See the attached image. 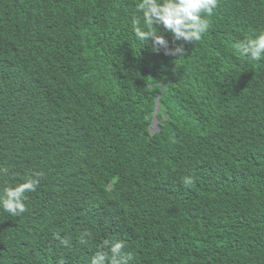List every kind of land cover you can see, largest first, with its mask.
I'll list each match as a JSON object with an SVG mask.
<instances>
[{"label":"trees","instance_id":"trees-1","mask_svg":"<svg viewBox=\"0 0 264 264\" xmlns=\"http://www.w3.org/2000/svg\"><path fill=\"white\" fill-rule=\"evenodd\" d=\"M137 2L0 0V186L44 173L27 212L0 209V264H90L106 239L130 264H264V62L234 48L264 0L165 34L181 56L136 40Z\"/></svg>","mask_w":264,"mask_h":264},{"label":"clouds","instance_id":"clouds-1","mask_svg":"<svg viewBox=\"0 0 264 264\" xmlns=\"http://www.w3.org/2000/svg\"><path fill=\"white\" fill-rule=\"evenodd\" d=\"M218 3L219 0H138L131 18V28L136 40L141 44L150 43L153 52L164 49L167 54L181 56L185 53L183 45L170 49L165 34H171L174 41L186 43L202 40L212 24ZM234 48L249 61L264 62V28L246 34L235 43ZM8 172L7 167L0 166V175ZM43 176V172H34L25 175L15 186H0V209L12 217L27 212L29 198L26 193L36 192ZM182 182L191 185L195 181L193 177L185 176ZM53 238L65 248L71 245L70 238L58 232L53 233ZM91 238L92 233L85 231L78 240L80 244L87 245ZM126 247L127 242L124 240L113 242L106 239L91 256L90 264H130L133 254L126 252Z\"/></svg>","mask_w":264,"mask_h":264},{"label":"water","instance_id":"water-1","mask_svg":"<svg viewBox=\"0 0 264 264\" xmlns=\"http://www.w3.org/2000/svg\"><path fill=\"white\" fill-rule=\"evenodd\" d=\"M159 104H160V102L158 101V104H157L158 107L155 111V116H154V119H153L152 124H151L153 127L152 133H154L159 128V122L157 119V113L159 112Z\"/></svg>","mask_w":264,"mask_h":264}]
</instances>
